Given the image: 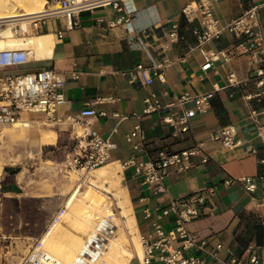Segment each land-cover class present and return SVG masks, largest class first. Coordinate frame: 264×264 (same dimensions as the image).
Here are the masks:
<instances>
[{
  "label": "crops",
  "instance_id": "crops-1",
  "mask_svg": "<svg viewBox=\"0 0 264 264\" xmlns=\"http://www.w3.org/2000/svg\"><path fill=\"white\" fill-rule=\"evenodd\" d=\"M196 1L119 0L122 11H117L110 1L80 12L78 26L73 28L67 27L63 17L50 18L39 28H32V35L50 41L49 56L32 59L10 72L18 73L21 67L23 73L53 68L64 74L65 100L57 111L61 122H68V117L85 109L96 111L97 117L88 119L87 125L80 128L104 139L111 137L117 143L110 163L118 162L122 166L120 185L128 197L129 216L139 236L154 235L153 241L159 240L155 224L170 233L176 227L175 217L162 212L169 209L173 200L205 187L213 190L211 200L199 209L200 218L187 225L204 250L184 249L185 239L179 236L171 241V246L182 249L187 257L204 259L206 264L227 262L233 257L264 256V245L257 243L255 235L256 227L264 226V164L261 163L264 139L250 118L251 111L255 110L264 127V94L256 96L260 89L253 81L257 70L264 68V62L253 63L248 55L228 61L221 57L210 69L203 70L205 59L197 48L194 32L199 26L198 20L190 22L182 12L186 5ZM251 3L259 7L264 32V0H218L214 2V16L221 25H227ZM127 16L129 24L110 26L118 18ZM174 25L179 26L181 38L166 43ZM145 31H151L148 38L141 36ZM244 41L245 38L226 31L218 39L207 42L204 50L233 53L237 44ZM164 44L168 47L166 51L160 49ZM139 64L151 69L155 78L151 85L133 82L125 75ZM161 72L163 80L156 74ZM0 73L5 72L0 70ZM231 73L241 82L240 86L229 84ZM211 92L214 97L210 110L192 120L188 133L174 134V128L165 124L163 118L191 108L193 103L144 114L145 99L149 97H156L166 106L177 104L185 94L196 96ZM247 96L252 99H246ZM121 115L127 119L120 120ZM31 118L40 120L42 116L34 114ZM137 124L147 135L141 151L125 137ZM226 126H233L236 131L240 144L235 148H227L211 138ZM200 144L203 152L195 158L197 165L169 175L165 179L166 193L162 195L153 194L133 167L124 166L132 158L147 161L162 151L179 153ZM251 148L256 150L255 154L250 152ZM204 156L207 162H202ZM252 185L256 190H249ZM128 251L131 257H126V263L134 256ZM136 254L139 255L137 250ZM151 264L163 263L155 258Z\"/></svg>",
  "mask_w": 264,
  "mask_h": 264
},
{
  "label": "built area",
  "instance_id": "built-area-1",
  "mask_svg": "<svg viewBox=\"0 0 264 264\" xmlns=\"http://www.w3.org/2000/svg\"><path fill=\"white\" fill-rule=\"evenodd\" d=\"M110 1L114 2V8L117 11H122L119 0H45L43 11L31 15V25L32 28H39V25L46 24L50 18L63 17L67 22V27L73 28L78 26L77 15L80 12L94 5ZM215 1L218 0H197L195 3L186 5L182 10L188 21L198 20L199 26L195 28L194 32L197 36V48L205 59L202 69H210L214 62L221 57L228 61L235 56L248 55L251 56L253 63L264 62V32L259 20V7L251 3L240 16L234 18L227 25H221L214 16ZM129 23V16L120 17L115 22L110 23V26L115 27ZM226 31L233 33L237 38H245V41L237 44L233 53L224 51L211 53L204 50V45L207 42L218 39ZM141 34V36L148 38L151 35V31H145ZM180 38L179 26L174 25L168 34L166 43L176 42ZM167 48L164 44L160 49L166 51ZM24 59L25 56L23 54H14L9 57L4 53H0V67H18L26 64ZM11 61L15 62V64L5 65ZM156 74L160 80L164 79L162 72ZM125 75L129 76L133 82H139L142 85H151L155 80L151 69L143 64L137 65ZM253 81L257 88L260 89V93L256 96L260 97L264 94V68L257 70ZM65 82L64 74L53 68L36 72L5 73L0 76V129L20 121H35L31 118L34 114L41 115L42 119L40 121L46 123L61 122V119L57 118V111L65 100L63 93ZM229 84L238 87L241 82L236 79L234 73H231L229 75ZM213 97L214 93L212 92L196 96L185 94L179 99L177 104L163 106L153 96L145 99L144 114H150L176 105L183 107L187 103H193V107L183 109L179 113H171L163 118L165 124L174 128V134L188 133L192 128V120L196 116L204 115L210 110ZM246 99L251 100L252 96H247ZM257 115L256 111L252 110L250 118L257 124L258 133L264 139V127L260 125ZM95 117H97L96 111L93 108H89L77 115L68 117V120L80 128L87 125L88 119ZM118 118L122 121L127 119L126 116L122 115L118 116ZM137 118L139 119L140 116H137ZM118 132V128H115V133ZM125 137L128 142L133 143L136 150L141 151L144 149L147 135L140 124H137L133 131L125 135ZM211 138L214 141L221 142L227 148H235L240 144L233 126H226L217 130L211 135ZM74 141V168L84 171H91L110 163L113 151L118 148L117 143L111 137L104 139L86 128L82 130V134L75 135ZM202 152V145L200 144L193 149L179 153L162 151L158 157L147 161H139L132 158L124 166L133 167L135 173L143 178L144 184L153 194L162 195L166 193L167 189L165 179L175 172H183L195 167L197 165L195 158L201 155ZM250 152L255 154L256 150L251 148ZM207 160L205 156L202 158V162H207ZM261 163L264 164V159L261 160ZM262 175L264 177V170ZM1 178L2 173L0 182ZM256 188L255 185H252L249 190H256ZM80 194L76 200L77 206H85V209L88 212L93 211L95 216L93 223L90 224L83 237V245L76 253L71 264L105 263L103 255L110 250V240L117 237L120 238L118 230H124L125 227H121L122 225L117 223L114 216H104L98 210H95L97 209L95 207H100V203H95L97 202L95 201V196L103 200L101 202L103 207L111 199V194L93 187L90 183H88L85 190H80ZM212 194V189L204 187L173 200L169 209L163 211L162 215H173L175 217V229L167 234L162 225L155 224V235L160 239L153 241L154 235L140 236L144 247L143 257L140 258L135 251L134 256L125 264H134V261L137 264H151L155 258H158L163 264H206L204 259L185 256L182 249H176L171 246V241L179 236L185 239L184 249L196 247L204 250L202 244H197V237L190 233L187 225L191 221L200 218L199 209L211 200ZM38 248L39 244L26 261V264H61L50 255L44 252L41 253ZM156 251H158V254L155 253ZM217 264H264V256H252L250 258L233 257L227 262L219 261Z\"/></svg>",
  "mask_w": 264,
  "mask_h": 264
},
{
  "label": "rangeland",
  "instance_id": "rangeland-1",
  "mask_svg": "<svg viewBox=\"0 0 264 264\" xmlns=\"http://www.w3.org/2000/svg\"><path fill=\"white\" fill-rule=\"evenodd\" d=\"M9 9L10 5L0 9V12ZM17 27L20 28L19 25ZM18 35L22 37L20 32ZM24 36H34L32 25L30 33ZM15 67L3 66L0 70L12 73L10 70ZM23 72L21 67L18 73ZM5 73H0V76ZM25 122L28 126L11 125L0 129V163L3 168L0 182V264H26L56 217L64 210L77 207L80 190H85L88 183L92 185L90 171L75 169L73 163L74 138L76 134H82L81 128H73L76 125L70 121L46 123L37 119ZM53 134L56 138L54 143L44 144L43 139ZM110 197L108 204L114 218L121 227H125L120 229L122 239H119L125 248L134 253L133 238L144 254L139 234L131 230L130 235L127 217L121 214L114 193Z\"/></svg>",
  "mask_w": 264,
  "mask_h": 264
},
{
  "label": "bare ground",
  "instance_id": "bare-ground-1",
  "mask_svg": "<svg viewBox=\"0 0 264 264\" xmlns=\"http://www.w3.org/2000/svg\"><path fill=\"white\" fill-rule=\"evenodd\" d=\"M8 5H10L9 10L0 12V53H4L9 57H12L14 54H23L25 56L24 63H27L32 59L42 60L48 57L51 52V44L50 41H48V38L24 36L30 33L32 23L31 15L43 11L45 0H18L16 2H1L0 0V9ZM17 25H19L20 28H18ZM18 32H20L22 37L18 35ZM14 64L15 62L11 61L5 65ZM21 125L28 126V123L25 121H20L14 124L13 127H18ZM55 139L56 138L54 134L53 136L45 137L43 139L44 144L51 145L54 143ZM2 170L3 168L0 163V175ZM121 171L122 166L118 162H115L95 168L91 170L89 174L93 176L91 182L93 186H96L107 193H114L117 199V206L122 211L121 214L127 217V229L131 235V230H135V228L133 226V220L129 216L128 197L125 195L120 185ZM74 181L75 179L73 182ZM100 200L101 198L95 197V201H97L95 203H100V207H95L97 208L95 210H98L104 216L115 217L114 212L109 204H104L102 207L101 202H103V200ZM87 205L89 204L87 203ZM94 216L95 215L93 211L88 212L85 209V206H77L72 210L64 211V213H62L59 217H56V221L41 239L38 248L39 251L41 253L44 252L45 254L50 255L54 260L61 264H71L76 256V253L83 245V237L85 236L90 224L93 223ZM118 231V233L121 235V230L119 229ZM124 240L125 239L123 238V241ZM131 241L139 254L138 256L142 258L143 252L139 250L138 243L135 242L133 238H131ZM123 244L124 243L122 240H120L118 237L110 240V250L103 255L105 263L100 262L98 264H125V258L131 257V253L127 250V248H125Z\"/></svg>",
  "mask_w": 264,
  "mask_h": 264
},
{
  "label": "trees",
  "instance_id": "trees-1",
  "mask_svg": "<svg viewBox=\"0 0 264 264\" xmlns=\"http://www.w3.org/2000/svg\"><path fill=\"white\" fill-rule=\"evenodd\" d=\"M256 240L259 245H264V226L256 227Z\"/></svg>",
  "mask_w": 264,
  "mask_h": 264
}]
</instances>
